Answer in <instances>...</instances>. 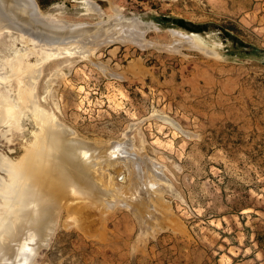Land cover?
I'll list each match as a JSON object with an SVG mask.
<instances>
[{"label": "rangeland", "instance_id": "obj_1", "mask_svg": "<svg viewBox=\"0 0 264 264\" xmlns=\"http://www.w3.org/2000/svg\"><path fill=\"white\" fill-rule=\"evenodd\" d=\"M90 1L38 4L67 24L109 27L76 35L62 46L79 53L34 70L37 102L83 141L132 154L91 161L101 200L82 227L62 211L34 264H264V53L245 54L225 36L264 51V0ZM163 18L205 26L217 55L177 43L169 31L185 30ZM33 48L3 35L0 68L20 53L30 64L46 58ZM30 105L19 128L0 124V185L40 132ZM150 184L170 211L159 224L146 220Z\"/></svg>", "mask_w": 264, "mask_h": 264}, {"label": "bare ground", "instance_id": "obj_2", "mask_svg": "<svg viewBox=\"0 0 264 264\" xmlns=\"http://www.w3.org/2000/svg\"><path fill=\"white\" fill-rule=\"evenodd\" d=\"M36 2L0 0V38L5 34H18L22 41L34 45L31 52L39 51L46 57L36 64H30L28 53H20L12 59H6L0 68V124L4 121L10 128H19L24 110H31L30 104L33 103L35 121L40 128V132L35 134V141L22 158L16 162L9 161L11 166L7 170V178L0 185V199L3 200L0 202V264H34L41 251L50 246L64 210L69 213L67 221L82 227V213L101 200L97 182H94L99 168L92 170L96 164L91 161L100 158L103 163L116 164L115 161L121 162L124 154H132L130 151L122 152L120 145L105 144L99 147L83 141L77 137L76 131L58 121L56 115L37 102L36 80L31 76L34 70L63 52L73 55L79 51L74 42L73 45L62 46L65 22L44 14ZM84 3L94 6L90 0H84ZM108 27L109 24H105L78 31L77 36L83 35L86 38L90 31L103 33ZM153 28V31L161 29L156 26ZM169 32L178 38L176 42L179 44L217 55L201 34L179 30L176 33L172 30ZM108 39V42H116ZM28 77L32 78L31 83L27 82ZM3 86L8 89L2 90ZM12 92H15L14 98ZM149 164V168H153L157 176L166 181L163 169L155 162ZM155 186L150 184V200L147 199V205L144 206L149 209V218L146 220L159 224L163 218H170V211ZM117 205L118 200L108 202L112 209ZM162 206L164 210L160 208Z\"/></svg>", "mask_w": 264, "mask_h": 264}, {"label": "trees", "instance_id": "obj_3", "mask_svg": "<svg viewBox=\"0 0 264 264\" xmlns=\"http://www.w3.org/2000/svg\"><path fill=\"white\" fill-rule=\"evenodd\" d=\"M56 0H37L38 4L42 7V8H46L50 5H52ZM161 21L166 24L169 25L171 27H175V28H180L183 29L189 33H198V34H202L206 31V27L205 26H201V25H194L192 23H189L187 21H185L184 19H176V18H163L161 19ZM226 38L230 39L236 47L244 50L245 54H249V55H256L259 56L262 53H264L263 50H258L244 42H242L241 40H239L237 37H235L234 35H232L231 33H226L225 34Z\"/></svg>", "mask_w": 264, "mask_h": 264}, {"label": "water", "instance_id": "obj_4", "mask_svg": "<svg viewBox=\"0 0 264 264\" xmlns=\"http://www.w3.org/2000/svg\"><path fill=\"white\" fill-rule=\"evenodd\" d=\"M36 2V0H35ZM37 3V2H36ZM38 5V3H37ZM65 31H64V37L62 38L61 42L62 44H65V43H68L70 42L74 37H76L77 34H79L78 31H82V30H89L91 28H94V27H90L89 25H85V24H67L65 23ZM172 31H174L175 33L178 32V30L176 29H173ZM179 31H182V30H179ZM185 32V31H184ZM71 33H74L73 35ZM188 33V32H186Z\"/></svg>", "mask_w": 264, "mask_h": 264}]
</instances>
